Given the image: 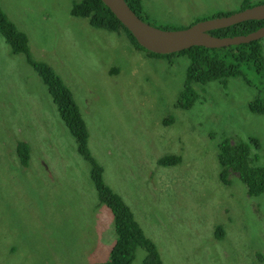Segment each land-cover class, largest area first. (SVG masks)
I'll list each match as a JSON object with an SVG mask.
<instances>
[{
  "label": "rangeland",
  "instance_id": "obj_1",
  "mask_svg": "<svg viewBox=\"0 0 264 264\" xmlns=\"http://www.w3.org/2000/svg\"><path fill=\"white\" fill-rule=\"evenodd\" d=\"M80 1L0 0V13L69 91L104 183L161 264H264V191L250 196L232 171L223 183L218 162L224 141L247 142L248 164L264 168V111L250 109L264 105V72L244 64L241 75L192 83L184 96L186 55H149L122 28L75 16ZM243 1L140 0V16L176 30L238 12ZM259 43L264 69V37ZM166 156L180 162L159 164ZM91 168L39 72L0 32V264L107 259L116 236ZM145 256L136 246L130 264Z\"/></svg>",
  "mask_w": 264,
  "mask_h": 264
},
{
  "label": "trees",
  "instance_id": "obj_2",
  "mask_svg": "<svg viewBox=\"0 0 264 264\" xmlns=\"http://www.w3.org/2000/svg\"><path fill=\"white\" fill-rule=\"evenodd\" d=\"M125 2L132 11L141 18L140 0H125ZM247 7H250V5L248 1L244 0L241 10ZM231 13L232 12L222 13L213 17L226 16ZM73 14L75 16L87 18L90 24L95 27L114 31L122 28L138 48L145 50L136 42L131 33L120 23L101 0H81L74 6ZM263 25V20H248L230 27L213 30L210 34L217 37L246 35ZM0 32L4 36L6 42L12 46L14 52L25 53L28 62L39 72L44 83L48 86L49 92L62 119L75 138L78 152L92 165L91 174L98 194V206L102 207L105 205L111 211L112 216L105 209L110 218V222L112 220L113 223L116 236L114 244L105 261L88 264H130L133 258V250L136 246L143 247L146 251V256L141 264H161L160 256L153 242L144 236L131 211L121 197L114 193L104 183L101 176V169L97 167L90 158L86 146L87 130L85 123L74 105L67 88L49 67L42 63L34 62L31 59L26 37L17 32L11 24L5 20L1 13ZM259 41L260 40L220 48L192 46L186 50L176 52L177 54L186 55L189 59L183 95H193L192 83H205L210 80H222L227 77L241 75V66L244 64L253 65L257 71L264 72ZM145 51L149 55L155 57L166 56L155 54L147 50ZM250 109L255 112H263L264 105L255 101L250 104ZM250 142L257 145L254 140ZM18 153L21 162L26 163L27 152L24 143L19 144ZM249 159V147L247 142L230 145L229 141H224L220 145L218 154V162L221 168L220 179L223 183H226L228 172H235L245 184L247 193L250 196H256L264 191V168L251 167L248 164ZM179 162L180 159L177 156H166L158 160L159 164L167 166Z\"/></svg>",
  "mask_w": 264,
  "mask_h": 264
},
{
  "label": "water",
  "instance_id": "obj_3",
  "mask_svg": "<svg viewBox=\"0 0 264 264\" xmlns=\"http://www.w3.org/2000/svg\"><path fill=\"white\" fill-rule=\"evenodd\" d=\"M120 23L131 33L145 50L167 55L186 50L192 46L220 48L229 45L246 44L264 37V25L246 35L217 37L210 32L230 27L248 20L264 21V4L244 8L226 16L197 21L189 27L167 30L149 25L139 18L125 0H101Z\"/></svg>",
  "mask_w": 264,
  "mask_h": 264
}]
</instances>
